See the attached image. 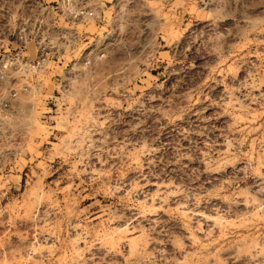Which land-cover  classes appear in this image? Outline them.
I'll return each instance as SVG.
<instances>
[{"label": "rangeland", "instance_id": "1", "mask_svg": "<svg viewBox=\"0 0 264 264\" xmlns=\"http://www.w3.org/2000/svg\"><path fill=\"white\" fill-rule=\"evenodd\" d=\"M71 4L0 0V264H264V0Z\"/></svg>", "mask_w": 264, "mask_h": 264}, {"label": "built area", "instance_id": "2", "mask_svg": "<svg viewBox=\"0 0 264 264\" xmlns=\"http://www.w3.org/2000/svg\"><path fill=\"white\" fill-rule=\"evenodd\" d=\"M58 7L60 11L59 16L61 17V22L63 23L62 27L64 29H67V31L74 32L78 25L86 23L88 20H91L94 17L92 11H90L84 6L72 5L71 0H59ZM68 37L69 35L66 37L63 33L59 36V42L68 46V44H74L75 41L78 40L75 38L71 39ZM26 41L27 38L23 35L14 37V40L12 42L14 44V48L12 50L11 55H9L7 59H9L10 64L18 63L24 74L28 75L29 73H35L45 65V62L47 60V53L44 51V48L37 47L36 52L34 54V58L29 59L25 55ZM3 68H5V66H3ZM13 97L14 93L10 95V98ZM4 107H7V105H5Z\"/></svg>", "mask_w": 264, "mask_h": 264}]
</instances>
